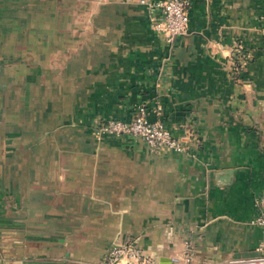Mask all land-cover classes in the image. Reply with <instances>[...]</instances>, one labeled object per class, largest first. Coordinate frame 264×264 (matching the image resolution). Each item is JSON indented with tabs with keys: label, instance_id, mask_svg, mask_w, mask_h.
<instances>
[{
	"label": "crops",
	"instance_id": "obj_1",
	"mask_svg": "<svg viewBox=\"0 0 264 264\" xmlns=\"http://www.w3.org/2000/svg\"><path fill=\"white\" fill-rule=\"evenodd\" d=\"M190 3L168 43L139 0H0V264L264 256V0ZM141 102L194 156L95 137Z\"/></svg>",
	"mask_w": 264,
	"mask_h": 264
},
{
	"label": "built area",
	"instance_id": "obj_2",
	"mask_svg": "<svg viewBox=\"0 0 264 264\" xmlns=\"http://www.w3.org/2000/svg\"><path fill=\"white\" fill-rule=\"evenodd\" d=\"M143 6L152 30L163 34L166 42L171 43L175 37L185 35L188 31V11L190 0H139ZM160 107L156 108V111ZM97 139L104 136L115 138L140 139L154 150L167 149L175 153L190 154L187 143L176 138L157 117L151 119L145 102L136 104L128 120L107 118L95 121L91 126ZM256 215L251 224L264 227V191L255 200ZM192 252L189 247L181 258L171 259L172 264H190ZM100 264H156L153 256L135 244L121 242L110 246L104 253ZM223 264H264V256L231 259Z\"/></svg>",
	"mask_w": 264,
	"mask_h": 264
},
{
	"label": "rangeland",
	"instance_id": "obj_3",
	"mask_svg": "<svg viewBox=\"0 0 264 264\" xmlns=\"http://www.w3.org/2000/svg\"><path fill=\"white\" fill-rule=\"evenodd\" d=\"M34 99H37V97H35V94H34ZM17 99V94H2L0 93V104H11V102L13 100H16ZM147 148H150L148 146H146Z\"/></svg>",
	"mask_w": 264,
	"mask_h": 264
}]
</instances>
